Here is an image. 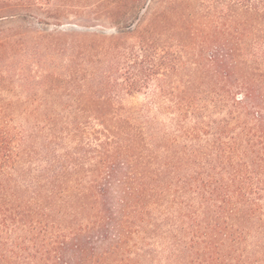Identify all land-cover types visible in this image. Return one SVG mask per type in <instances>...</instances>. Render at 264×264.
Here are the masks:
<instances>
[{
	"label": "trees",
	"instance_id": "1",
	"mask_svg": "<svg viewBox=\"0 0 264 264\" xmlns=\"http://www.w3.org/2000/svg\"><path fill=\"white\" fill-rule=\"evenodd\" d=\"M104 1L137 45L91 36L103 59L78 86L96 107L10 109L54 74L14 61L29 49L8 27L69 0H0V264H264V0ZM188 8L211 33L186 60L150 39ZM152 83L159 108L113 107Z\"/></svg>",
	"mask_w": 264,
	"mask_h": 264
},
{
	"label": "rangeland",
	"instance_id": "2",
	"mask_svg": "<svg viewBox=\"0 0 264 264\" xmlns=\"http://www.w3.org/2000/svg\"><path fill=\"white\" fill-rule=\"evenodd\" d=\"M159 4V9L165 10L166 3L163 1ZM113 11L114 4H107L104 0H69L67 6L62 8L60 20L57 22L50 21L47 22L49 24H40L36 22V19L28 18L23 24L8 27V33L12 36V40L19 41L29 49L26 55H18L14 61L39 63L45 65L50 73L54 74L44 77L49 84L43 88H41L43 77L32 76L30 79L32 87L27 90L19 89L21 95L26 96L29 100H39L42 102L41 104L10 105L9 108L94 109L96 106L84 102L86 100L84 96L91 95L93 91L83 93L78 86L83 75H86V72L79 67L86 68V64H98L103 59L100 54L103 52L101 51L102 40L92 39L91 36L116 38L112 42L121 47L137 45L136 38L118 35V31L111 24L109 18ZM180 11L182 10L180 9ZM180 11L178 14L167 11L166 13H170V21L165 18L162 22L157 23L151 34L158 39V42L152 39L150 41L157 49L175 51L178 53V57L185 56L186 60H189L192 57V49L196 46H208L211 30L207 29L204 20L196 21L188 15L189 8L183 12V15H180ZM90 45L91 48H89ZM181 51L186 53L182 55ZM71 63L74 65V69L72 72L70 71V77L65 79L64 75L68 74L66 70ZM62 82H66V87L61 89ZM153 85L152 83L148 91L143 90L141 93L132 95H127L124 91L113 92L115 89H112L108 94H114L115 105L113 107L116 109H157L159 106L150 103L149 95H147V93L155 92ZM71 97H75L83 103L78 102L69 106L66 101ZM48 101L49 103H46ZM50 101L55 102L51 103ZM70 254L65 251L64 261L68 260Z\"/></svg>",
	"mask_w": 264,
	"mask_h": 264
}]
</instances>
